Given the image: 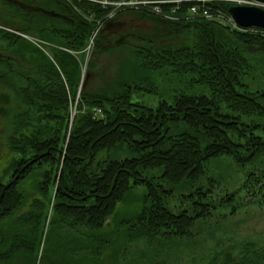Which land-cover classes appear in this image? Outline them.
Returning a JSON list of instances; mask_svg holds the SVG:
<instances>
[{"label":"rangeland","instance_id":"rangeland-1","mask_svg":"<svg viewBox=\"0 0 264 264\" xmlns=\"http://www.w3.org/2000/svg\"><path fill=\"white\" fill-rule=\"evenodd\" d=\"M21 1L32 7L41 6L48 11L59 12L64 8L56 0ZM62 1L72 11L68 13L69 16L72 15L77 20L84 19L90 25L91 32L78 49L67 47L61 34L54 31V28L66 27L61 19L36 10L28 13L7 0H0V29L18 34L26 40V45L21 47L19 43H7L0 39V60L3 59L0 73H5L4 78H0V187L12 180L22 159L26 161L34 155L30 146L15 148L11 138L30 140L36 132L42 136L40 132L49 126L56 128L61 123L59 119L46 118L44 111H40L29 99L34 87L31 79L43 81L46 68L44 64L48 63L54 64L61 75V83L72 92L67 77L55 61L57 52L65 51L79 62V80L75 92L70 93L68 99V137L72 120L78 111L82 87L90 92L111 91L116 88L115 80L118 77L122 79L143 70V57L138 51L140 48H177L191 44L194 38L191 28L167 31L164 28H170L169 25L141 15L138 13L140 10L127 5L104 6L93 0ZM171 1L164 5L159 2L160 11L151 6L142 8L151 11V14L146 12V15L161 14L173 19L163 20L175 24L204 21L222 26L229 32L253 34V29L235 26L227 15L230 13V5L238 3L209 0L206 5H210V8L203 11L202 7L205 5L200 1H182L180 7L174 0ZM195 4L201 7L198 13H192L191 7ZM84 5L85 9L82 8ZM175 5L177 6L172 8ZM62 12L67 14L65 10ZM108 21H112L110 27L105 24ZM102 27L101 35L107 41L112 40V44L96 41L97 33ZM93 34L95 38L92 40ZM120 38L119 43L115 44L114 40ZM217 38L230 42L234 48L237 47L243 59L237 77V88L248 93L264 89V45L245 48L227 41L226 37L217 35ZM96 44L102 45L101 51L94 52ZM7 57L13 61L10 68L6 64ZM90 61H94L93 68L88 67ZM143 72L145 73L144 70ZM148 75L151 77L150 84L133 77L128 79L132 84H141L146 88L134 89L131 101L156 107L161 100L171 101L181 93L211 95L208 86L191 80L192 72L181 73L176 68L167 67L153 70ZM93 110L95 114L102 113L99 108ZM242 119L254 120L264 126V116L252 114L243 116ZM255 132L264 136L261 128ZM109 146L99 152L101 158L110 156L124 159L135 154L128 148L127 143L116 142ZM94 164L95 162L92 166ZM263 166L264 154L243 166L237 164L229 155L209 159L197 182L176 186L167 199L168 206L174 212L181 210L184 203L180 202V196L199 186L211 187L209 199L223 202L216 203L209 213L187 225L184 233L163 235L160 232L158 237L148 242L134 237L129 229V219L144 200V185H134L124 193L123 198L115 204L114 211L107 215V225L102 229H96L92 225L86 227L69 223L66 218L60 220L61 217L56 216L55 184L46 176L49 171L51 176L57 174L54 171L56 166L48 162H35L15 183V190L20 195L15 209L0 219V253L5 252L11 243L16 244L22 240L32 245V249L29 245L22 244L21 247H16L8 260H0V264H38L42 256L45 259H55L56 264H264V189L260 188L261 183L258 182L252 186L245 184L247 173ZM141 172L146 177L157 178L160 169L147 168ZM230 194L234 196L225 202ZM44 247L46 250L43 251Z\"/></svg>","mask_w":264,"mask_h":264},{"label":"trees","instance_id":"trees-1","mask_svg":"<svg viewBox=\"0 0 264 264\" xmlns=\"http://www.w3.org/2000/svg\"><path fill=\"white\" fill-rule=\"evenodd\" d=\"M82 8L85 9V5ZM138 13L169 25L170 28H164L167 31L190 28L194 31V38L189 45L162 50L157 47L140 48L138 51L143 57L141 65L145 73L150 74L153 70L167 67L176 68L181 73L192 72L191 80L208 86L210 96L181 93L171 101L161 100L156 107L133 102L132 91L140 89L142 85L132 84L128 79L133 77L135 80L151 83L148 74L143 70L136 71L132 76L122 79L118 77L115 80L116 88L111 91L90 92L82 87L78 111L67 137L68 99L69 94L75 92L79 80V62L71 54L60 51L55 54V61L67 77L72 92L61 83V75L54 64L48 63L44 64L46 68L43 81L31 79L34 87L29 99L40 111H44L42 112L46 118L59 119L61 123L56 128L49 126L40 132L42 136L36 132L30 140L11 139L15 148L30 146L34 154L26 161L22 159L13 175L14 177L19 173L17 180L35 162H48L56 166L54 171L57 174L51 176L49 171L46 176L55 184L54 212L57 217H61L60 220L66 218L69 223L102 229L107 225V215L114 211L115 204L123 198L124 193L134 185H144V200L137 207L134 216L128 218L129 229L134 237L150 242L160 232L163 235L185 232L187 225L209 213L216 203L223 202L209 199L211 187L199 186L180 196V202L184 203L181 210L174 212L168 206L167 199L176 186L197 182L209 159L229 155L243 166L264 154V136L255 132L259 128L264 132V126L254 120L242 119L243 116L252 114L264 116V89L248 93L237 88V77L243 59L237 47H232L230 42H223L217 35L245 48L264 45V39L251 34L229 32L222 26L209 22L193 20L175 24L144 12ZM76 16L80 18V15ZM61 20L66 27L54 28V31L61 34L67 47L80 48L91 32L90 25L84 19ZM109 22L111 21L105 24ZM102 29L103 27L97 33L96 41L112 44V40L107 41L101 35ZM43 37L46 38L44 35ZM0 39L7 43L17 41L21 47L26 45V40L20 35L1 29ZM120 40L121 38L115 39V44ZM99 48L102 45L96 44L95 50ZM12 62L8 58L6 64L9 68ZM93 64L94 61H90L88 67L93 68ZM4 75L5 73L1 76L4 78ZM97 108L101 110V115L95 114L93 109ZM116 142L127 143L135 154L124 159L110 156L101 158L99 152ZM32 159L35 160L21 170ZM147 168H158L160 174L157 178L142 175L141 170ZM17 180L0 187V219L10 214L19 202L20 195L15 190ZM257 182L264 189V166L254 168L246 175L247 186ZM233 196L230 194L225 202L230 201ZM22 244L25 245L26 242L22 240L16 244L11 243L5 252L0 253V260H8L16 247L19 248ZM31 247L29 245L30 249ZM45 258L42 256L38 264H56L55 259Z\"/></svg>","mask_w":264,"mask_h":264},{"label":"built area","instance_id":"built-area-1","mask_svg":"<svg viewBox=\"0 0 264 264\" xmlns=\"http://www.w3.org/2000/svg\"><path fill=\"white\" fill-rule=\"evenodd\" d=\"M93 1H96V2H98V3H100L101 5H104V6L113 5V4L119 5V6L127 5V6H130L131 8L140 10V12H144V13L149 12L150 14H151V11L149 9H143L142 7L143 6L144 7L151 6L152 8L160 11L161 10V7H159V2H162L163 5L165 4V2H167V3L168 2H170V3L172 2L171 0H93ZM174 1L180 7L182 5V3H181L182 1L192 2L194 0H174ZM196 1H200V2H202V4L205 5V7H202L203 8L202 9L203 11H207V8H210V5H208V6L206 5V3L207 4L209 3V2H207L209 0H196ZM214 1H216V0H214ZM224 1H231L233 3H238V4H235V5L256 6V7H260V8H263L264 9V0H224ZM177 5L173 6L172 8L176 7ZM232 5H230V6H232ZM200 8L201 7H199V4L192 5V7H191L192 13H198L200 11ZM188 9H189V7H188ZM227 15H229L231 21L233 22V24H235V26H238V27L243 28V29H246V28L253 29L252 30L253 31L252 32L253 33L252 35L260 36V38L264 39V28L263 27H258V26L243 27V26H240L235 21V19L231 15V13H229ZM155 16L156 17H159V18H162V19H166V20L167 19L173 20V19H171L169 17H166V16H163L161 14H155ZM94 38H95V34L92 35V40ZM89 47L90 46H88V48Z\"/></svg>","mask_w":264,"mask_h":264},{"label":"water","instance_id":"water-1","mask_svg":"<svg viewBox=\"0 0 264 264\" xmlns=\"http://www.w3.org/2000/svg\"><path fill=\"white\" fill-rule=\"evenodd\" d=\"M33 10L42 11L48 13L50 15H58L61 17H66L65 15L55 13L53 11H48L38 6H33ZM229 12L235 19V21L243 27L248 26H258L264 28V9L256 6H245V5H232L228 8ZM102 48L96 49L94 52L101 51ZM35 159L30 160L24 166H22L21 170H23L28 164L32 163ZM19 173H17L13 179L6 184L8 186L11 182L17 180ZM1 196V194H0Z\"/></svg>","mask_w":264,"mask_h":264},{"label":"flooded vegetation","instance_id":"flooded-vegetation-1","mask_svg":"<svg viewBox=\"0 0 264 264\" xmlns=\"http://www.w3.org/2000/svg\"><path fill=\"white\" fill-rule=\"evenodd\" d=\"M8 1H10L12 4H14V5H16V6H19V7H21V8H24V9L27 10L28 12L32 10V5H27V4L23 3L21 0H8ZM59 2H60V4L65 8V11L67 12V14L64 13V12H63V13H60V14L66 16V17H62V18H63V19L70 18L71 20H74L73 17H70V16L68 15V13H70V9L68 8V5H67L64 1H62V0H59ZM111 25H112V21L109 22V23L107 24V27H110ZM254 36H255V35H254ZM257 37H258V36H257Z\"/></svg>","mask_w":264,"mask_h":264},{"label":"crops","instance_id":"crops-1","mask_svg":"<svg viewBox=\"0 0 264 264\" xmlns=\"http://www.w3.org/2000/svg\"><path fill=\"white\" fill-rule=\"evenodd\" d=\"M46 1H49V0H46ZM56 2L60 4L59 0H56ZM60 5H61V4H60ZM61 6H62V5H61ZM39 7H41V6H39ZM41 8H42V7H41ZM23 9H24V8H23ZM43 9H44V8H43ZM24 10H25V9H24ZM32 10H33V9H32ZM63 10H65V8H62L61 11H59V12H55V11H53V10H52V11L55 12V13H59V14H60V13H63V12H62ZM26 11H27V10H26ZM36 11H38V10H36ZM40 12H42V11H40ZM42 13H43V12H42ZM51 16H53L54 18H61V19H62V17H61V16H58V15H51ZM15 43H18V42L16 41ZM1 75H3V72L0 73V78L2 77Z\"/></svg>","mask_w":264,"mask_h":264}]
</instances>
